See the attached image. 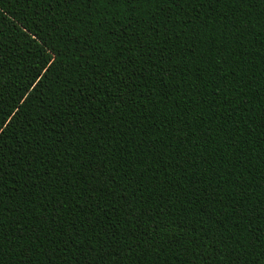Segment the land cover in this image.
Listing matches in <instances>:
<instances>
[{
    "label": "trees",
    "instance_id": "1",
    "mask_svg": "<svg viewBox=\"0 0 264 264\" xmlns=\"http://www.w3.org/2000/svg\"><path fill=\"white\" fill-rule=\"evenodd\" d=\"M0 264H264V0H0Z\"/></svg>",
    "mask_w": 264,
    "mask_h": 264
}]
</instances>
